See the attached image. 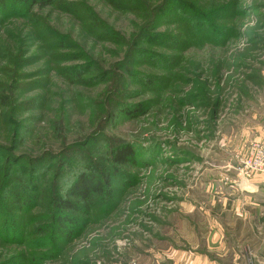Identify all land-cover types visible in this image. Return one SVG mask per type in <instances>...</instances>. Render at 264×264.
<instances>
[{
    "label": "rangeland",
    "instance_id": "obj_1",
    "mask_svg": "<svg viewBox=\"0 0 264 264\" xmlns=\"http://www.w3.org/2000/svg\"><path fill=\"white\" fill-rule=\"evenodd\" d=\"M73 1L98 17L93 28L58 7H34L33 17L28 5L0 2V142L23 125L17 152L58 154L62 177L75 168L70 158L100 174L120 144L135 160L109 176L111 196L95 199L73 235L55 225L50 195L7 215L1 225L18 226L0 232V264L215 256L209 210L221 192L247 187L244 162L264 143V0H192L201 16L191 28L163 18L151 36L136 5L124 12L106 0ZM141 101L133 114L113 112Z\"/></svg>",
    "mask_w": 264,
    "mask_h": 264
},
{
    "label": "trees",
    "instance_id": "obj_2",
    "mask_svg": "<svg viewBox=\"0 0 264 264\" xmlns=\"http://www.w3.org/2000/svg\"><path fill=\"white\" fill-rule=\"evenodd\" d=\"M106 1L112 7L124 12L132 11V7L136 5L137 13L146 22L142 29L145 31L149 26L153 27L149 30L150 36L153 34L152 30L156 29L159 19H175L174 23L180 24L187 31L188 27L191 28V25H194L201 16L200 8L196 7L192 0ZM0 2L3 3V0H0ZM16 2L25 6L28 5L29 9L33 10L30 14L33 17L36 14L34 7L43 10L52 6L58 7L62 11L72 12L76 18L83 22H91L88 25L91 28L94 26L92 23L98 21V17L94 13L92 14V11L87 5H84V2L77 3L73 0H16ZM174 4L179 10L173 7ZM178 12L179 14H177ZM157 35L163 36L164 34ZM168 35L170 38L172 37V34ZM147 44L157 43H153L150 39ZM137 105L134 109L129 108L130 110L127 109L128 105H121L120 111H117L119 108L115 107L113 112L116 115L121 112L133 114L134 110L140 111L145 102L141 101ZM15 124L17 126L15 132L17 133H14L11 142L9 144L0 142V232H9V235L15 232L18 225L15 227L6 226L5 228V225H1L5 222L4 218L7 215L18 217L17 214L25 213V209L30 210L31 207L40 206L49 195L56 209V212H54L55 225L57 224L61 234L73 235L75 230L83 226L81 225V219L87 214L88 208L91 207L95 199L111 196L113 187L110 185L109 178L112 174L123 171L131 161L135 160L136 152L134 148L131 145L120 144L111 150V156L106 157L108 166L102 169L101 165L100 174L96 168H85L79 163H73L74 159L70 158L71 162L67 163L71 167L75 166V168L71 169L67 176L62 177L64 176H61V174L65 164L58 161V154L45 151L37 156H32L24 152H17L18 144L21 142V135L18 132L23 128V125L19 124L18 126L16 122ZM18 128H20L19 131ZM47 158H50V160H47ZM34 164L41 166L35 167ZM114 169L117 170L113 171ZM104 178L106 181L103 180ZM55 184L57 188L53 187Z\"/></svg>",
    "mask_w": 264,
    "mask_h": 264
},
{
    "label": "crops",
    "instance_id": "obj_3",
    "mask_svg": "<svg viewBox=\"0 0 264 264\" xmlns=\"http://www.w3.org/2000/svg\"><path fill=\"white\" fill-rule=\"evenodd\" d=\"M246 186H236L228 194L221 192L226 197H218L219 202L209 210L216 224L206 237L215 256L198 254L189 264H264V171L250 178ZM225 213H231V222L224 220ZM178 264L184 262L180 259Z\"/></svg>",
    "mask_w": 264,
    "mask_h": 264
},
{
    "label": "built area",
    "instance_id": "obj_4",
    "mask_svg": "<svg viewBox=\"0 0 264 264\" xmlns=\"http://www.w3.org/2000/svg\"><path fill=\"white\" fill-rule=\"evenodd\" d=\"M264 171V143L255 142L252 144V153L244 162L241 170L245 179H250L255 174Z\"/></svg>",
    "mask_w": 264,
    "mask_h": 264
}]
</instances>
